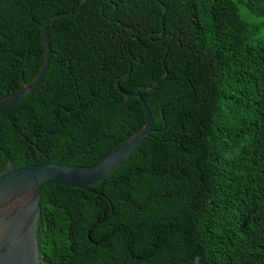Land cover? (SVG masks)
<instances>
[{
	"label": "trees",
	"instance_id": "16d2710c",
	"mask_svg": "<svg viewBox=\"0 0 264 264\" xmlns=\"http://www.w3.org/2000/svg\"><path fill=\"white\" fill-rule=\"evenodd\" d=\"M82 0H0V96L38 73L43 22ZM264 0H87L46 23L41 80L0 109V169L91 165L154 130L103 178L40 185V264H264ZM172 32L171 34H169ZM112 210V211H111Z\"/></svg>",
	"mask_w": 264,
	"mask_h": 264
},
{
	"label": "water",
	"instance_id": "95a60500",
	"mask_svg": "<svg viewBox=\"0 0 264 264\" xmlns=\"http://www.w3.org/2000/svg\"><path fill=\"white\" fill-rule=\"evenodd\" d=\"M86 1L82 0L71 12L53 13L43 22L41 26L44 45L43 63L31 81L22 82L20 90L0 96V109L34 89L46 71L51 56V47L45 30L47 21L78 12ZM129 73L130 69L117 76L114 84L120 92L137 96L140 99L145 122L102 158L91 165L64 164L51 161L45 151L40 150L45 156L44 161L16 167L11 159H8L4 167L0 169V264H40L42 257L39 250L37 227L41 209V184H65L102 194L91 188L90 184L119 166L154 130L152 113L139 92V86H136L133 91L123 90L119 86V79L128 76Z\"/></svg>",
	"mask_w": 264,
	"mask_h": 264
},
{
	"label": "rangeland",
	"instance_id": "374dc122",
	"mask_svg": "<svg viewBox=\"0 0 264 264\" xmlns=\"http://www.w3.org/2000/svg\"><path fill=\"white\" fill-rule=\"evenodd\" d=\"M242 7H243L244 13L246 14V18L260 22L261 29L259 31V34H263L264 33V15H262L261 13H256L254 10L246 8L245 6H242Z\"/></svg>",
	"mask_w": 264,
	"mask_h": 264
},
{
	"label": "clouds",
	"instance_id": "9594fccd",
	"mask_svg": "<svg viewBox=\"0 0 264 264\" xmlns=\"http://www.w3.org/2000/svg\"><path fill=\"white\" fill-rule=\"evenodd\" d=\"M172 32H170L169 34H171Z\"/></svg>",
	"mask_w": 264,
	"mask_h": 264
}]
</instances>
